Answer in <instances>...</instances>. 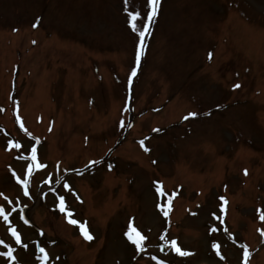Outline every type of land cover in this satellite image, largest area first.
Wrapping results in <instances>:
<instances>
[{
    "label": "rangeland",
    "instance_id": "rangeland-1",
    "mask_svg": "<svg viewBox=\"0 0 264 264\" xmlns=\"http://www.w3.org/2000/svg\"><path fill=\"white\" fill-rule=\"evenodd\" d=\"M156 9L0 0V264H264V0Z\"/></svg>",
    "mask_w": 264,
    "mask_h": 264
},
{
    "label": "snow or ice",
    "instance_id": "snow-or-ice-1",
    "mask_svg": "<svg viewBox=\"0 0 264 264\" xmlns=\"http://www.w3.org/2000/svg\"><path fill=\"white\" fill-rule=\"evenodd\" d=\"M125 2L127 3V0H125ZM158 3H159V0H146V4H147L148 8L150 9V10L147 12V19H148V21H151L152 18L154 17V15H155V13H156V6L158 5ZM140 16H141V13H140V12H137V11H129V12H128V23L133 27V30H134V31L136 30L135 21H136ZM35 26H36V25L33 24V27H35ZM143 27H144V31H140V32H139V35H140L141 37H143V36L145 35V32H146V30H147V28H148V24H147V23L144 24ZM136 55H137V60H138V59H139V56H140V52H139V50H137ZM209 57H211V53H209ZM132 72H133V75H134V74H135V69H133ZM233 87H234V88H235V87H239V85L236 84V85H233ZM195 115H197V113H188V117L195 116ZM186 118H187V117H185V119H186ZM141 143H142V145H143V142H141ZM33 151H35V150H33ZM65 187L67 188L68 185L65 184ZM25 194H27V193H25ZM59 199H60L61 201H63V197H60ZM221 199H222V198H221ZM63 210H64V208H63V206H61V211H63ZM257 211H259V209H257ZM2 213H3V209H2V207H0V214H2ZM5 218H6V217H5ZM262 218H264V217H262ZM69 222L72 223V224H77V223H78V221H76V220H70ZM84 235H85V238H87V239H91V238H92L90 235H88L87 232H84ZM125 235H128V234L125 233ZM13 236H16V237H17V241H16V242H17V243H20L19 237L17 236V234H16L15 232H13ZM129 239H131V237H129ZM141 239H143V238L141 237ZM0 243H2V241H0ZM174 243H175V242L173 241V244H174ZM137 247H139V243H137ZM213 247H216L215 243L213 244ZM39 251L43 253V252H44V249H43V248H40ZM176 251H177V252H180V249L177 248ZM181 254L183 255V254H185V253H181ZM0 255L11 256V252L0 253ZM12 258L14 259V257H12Z\"/></svg>",
    "mask_w": 264,
    "mask_h": 264
}]
</instances>
